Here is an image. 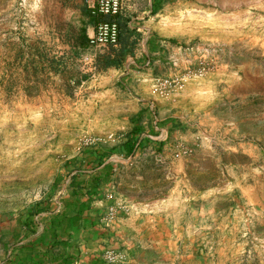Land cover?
<instances>
[{
	"label": "rangeland",
	"instance_id": "1",
	"mask_svg": "<svg viewBox=\"0 0 264 264\" xmlns=\"http://www.w3.org/2000/svg\"><path fill=\"white\" fill-rule=\"evenodd\" d=\"M88 1L0 0V263L33 205L42 230L74 174L104 173L86 154L140 127L106 162L78 264H264V0H152L134 23L163 45L151 60L128 17L92 47Z\"/></svg>",
	"mask_w": 264,
	"mask_h": 264
},
{
	"label": "trees",
	"instance_id": "2",
	"mask_svg": "<svg viewBox=\"0 0 264 264\" xmlns=\"http://www.w3.org/2000/svg\"><path fill=\"white\" fill-rule=\"evenodd\" d=\"M161 5V0L155 3ZM153 7L152 13L155 12ZM86 12L89 14L88 10ZM93 22H96L92 18ZM121 36V35H120ZM122 36L120 37V39ZM121 56H126L127 48L122 49ZM115 65V61H107V66ZM132 136L128 138L120 147H114L110 151H89L86 155L94 157L98 166H102L104 173L95 175L90 180L79 181L78 174H74L71 179V194L65 200L63 210L53 213L44 219L45 226L38 229L35 217L43 212L39 204L33 205L29 214L20 220L22 233L13 234V244L9 246L11 251L3 260L2 264H78L83 260L79 247V235L85 230H93L96 220L87 211L91 209V196L102 185L103 180L109 176L111 163H106L112 153L122 155H134L136 149L142 144L143 139L140 127H134ZM76 160V159H74ZM87 195L88 199L82 196ZM8 245H10L8 243ZM83 264H107L101 257L94 256Z\"/></svg>",
	"mask_w": 264,
	"mask_h": 264
},
{
	"label": "bare ground",
	"instance_id": "3",
	"mask_svg": "<svg viewBox=\"0 0 264 264\" xmlns=\"http://www.w3.org/2000/svg\"><path fill=\"white\" fill-rule=\"evenodd\" d=\"M123 12L124 0H96V5L91 9L92 16L110 18L97 21L95 32L89 38V44L91 46H117L121 37L120 19L124 15Z\"/></svg>",
	"mask_w": 264,
	"mask_h": 264
},
{
	"label": "crops",
	"instance_id": "4",
	"mask_svg": "<svg viewBox=\"0 0 264 264\" xmlns=\"http://www.w3.org/2000/svg\"><path fill=\"white\" fill-rule=\"evenodd\" d=\"M95 5H96V0H89L88 1V6L90 7V11ZM149 5H151V7H152V0H124V12H123L124 15H123V17L130 18L128 27L130 29H132V31L134 33L142 32L143 34H145L142 41L144 42V44L148 45L149 51H143V52H140V54H141L142 58H147V59L151 60L152 59L151 56L164 54L165 50L163 48V45L158 43V41H156V42L153 41L149 34L146 35L147 32H145L146 27L144 25L139 26V25L134 24L136 22V20L139 19V17L141 16L142 13H146V14H148V12L152 13L153 7L151 8V10L148 11ZM109 18L110 17H104V16L94 18L95 20L97 19L95 22V26H96L97 21L108 20ZM93 30L95 32V27ZM94 32L92 34H94ZM137 35H139V33ZM122 38H123V36H122ZM134 38H136V37H134ZM121 42L124 43L123 41H121ZM92 47H96V46H92ZM152 49H153V51H152ZM2 263H3V261L0 264H2Z\"/></svg>",
	"mask_w": 264,
	"mask_h": 264
}]
</instances>
